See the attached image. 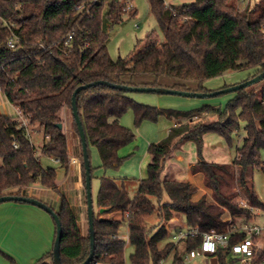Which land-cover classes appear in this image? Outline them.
<instances>
[{
	"label": "trees",
	"instance_id": "trees-1",
	"mask_svg": "<svg viewBox=\"0 0 264 264\" xmlns=\"http://www.w3.org/2000/svg\"><path fill=\"white\" fill-rule=\"evenodd\" d=\"M91 1L0 0L1 92L9 103L28 114L31 125L43 133L40 154L57 164L43 166L24 128L12 116L0 113V196L12 188L22 195L30 186L58 193L63 264H79L89 253L88 231L86 235L81 232L73 206L57 189V168L67 170L69 155L66 134L56 124L63 123L61 110L66 108L78 136L71 110V95L77 86L103 79L131 86L208 92L211 90L202 86L208 78L251 68L248 79L264 69L261 28L264 4L256 12L257 7H251L250 0L243 6L237 0H192L171 10L161 0H147L163 40L150 31L127 57L113 59L107 51L108 33L103 23L107 21L111 27L121 20L124 12L120 1L109 0L106 8L103 1L94 4ZM68 32H72V38L66 42ZM12 33L17 41L10 48L7 41ZM261 82L258 91L243 88L229 92L231 97L224 107L203 105L185 111L162 110L139 103L129 92L102 84L76 94L91 163V184L93 179H98L92 197L95 247L90 264L96 260L103 264H125L124 245L120 239L112 238L119 234L123 223L127 226L128 242L134 248L131 264H162L171 250H174L171 264H186L183 254L199 246L203 232H224L233 224L253 219V212L240 205L239 197L247 199L250 206L264 210L252 182L254 168H260L264 174V160L260 156L264 149V79ZM228 85L231 84L222 87ZM128 110L133 113L135 126L144 120L156 122L164 113L196 116L172 128L161 141L148 145L150 160L133 195L123 180L117 182L94 174L97 168L103 172L116 170L128 157L121 155L120 150L133 142L135 133L118 121ZM206 114L214 115L213 119L205 120ZM239 120L245 122L244 136L233 160H205L204 134L217 133L230 143ZM185 141L195 143L197 160L191 171L202 174L212 201L205 195L193 200L196 188L190 181L162 175L172 148ZM92 148L96 150L98 166L92 163ZM79 160L84 186L81 154ZM164 196L166 201H162ZM152 198L157 200V207ZM95 208H104V214L119 212L120 216L99 219ZM154 212L159 223L151 232L147 219ZM226 212L229 218L225 220ZM174 216L186 227L197 228L198 234L174 242L164 224ZM244 235L236 230L230 234L229 245ZM229 253V246H218L211 256L217 264H230ZM34 264H53L51 250Z\"/></svg>",
	"mask_w": 264,
	"mask_h": 264
},
{
	"label": "crops",
	"instance_id": "crops-1",
	"mask_svg": "<svg viewBox=\"0 0 264 264\" xmlns=\"http://www.w3.org/2000/svg\"><path fill=\"white\" fill-rule=\"evenodd\" d=\"M133 11L136 12L135 7ZM2 95L4 96L3 93ZM4 98L6 99L5 96ZM145 98L146 99H143V102H148V104L153 103V101L150 100V97L146 96ZM139 99L141 100L140 97H137V100ZM179 101L182 100H177L168 96L166 98L158 96L157 107L162 110H183L175 108L176 102ZM182 103L185 104V102ZM195 106V104L192 105L191 109L196 108ZM61 115L63 118L62 128L66 134L67 140L69 164L67 170L64 171L63 178L58 180L57 189L66 196L69 203L73 206L77 215L78 225L81 227L82 223L87 219V216L85 189L82 183L81 168L78 159L79 157L75 150L77 141L73 135V131L69 127L70 119L66 108L61 110ZM127 115L129 116H125V120L123 119L124 123L133 124V113ZM189 118L195 119L196 116H169L164 113L159 116L156 122L149 120L142 121L138 126H136L138 132L137 134H139V140L138 145H136L137 151L135 154L123 162L119 168V171L107 170L105 172H101V169H95L94 174L96 176L104 175L105 177L112 178L117 182L123 180L126 187L132 192H130V194L133 195L136 187L131 186L133 182L127 181L128 179L125 177L130 178L135 175V177L138 178L137 183H139L140 179L145 176V168L150 160V156L147 151L148 145L161 141L168 135L172 128L186 124ZM121 119L119 117L118 121L122 122ZM204 119L212 120L213 115L206 114ZM40 132L41 131L38 129V132L34 134V137H32L31 140L32 142H37L38 148H40L42 141L45 138L44 136L41 137ZM67 135H69L70 139L67 137ZM209 144L210 140L205 138L202 151L203 153L204 150H208L209 147H212ZM218 149L219 148L215 147L211 151L214 153L217 152ZM94 152L95 154L93 153V160L95 159V161H97L94 166H98L99 160L96 151ZM196 160L197 154L195 143L193 141L182 142L179 146L172 148L170 156L164 163L162 175H171V177L174 178L190 181L196 188L192 195L193 200H197L202 195H205L207 200L212 201L213 199L211 197V191L206 186H204L202 174L200 172L193 173L191 171V166L196 162ZM205 160L214 161L215 159L208 158ZM232 160L233 159L227 162H231ZM24 191H28V193L26 194ZM16 192L17 189L12 188L5 194H17ZM22 195L32 196L45 202L55 212H57L59 208V196L58 193L53 190L38 186H30L23 190ZM93 196L94 195L92 194V197ZM98 210V216L101 217L100 214L102 212H100V209ZM106 214L109 216L118 214V217L120 216V213L118 212H108ZM225 214L228 215L227 212ZM179 224L182 227L185 226L183 222ZM181 226H178L179 228L177 226L175 227L180 229ZM165 227H167L172 238V235L176 232L175 228H169L167 225ZM54 237V220L51 215L42 208L17 200L4 201L0 203V264H10L11 261L13 264H34L37 260L46 256L47 253L52 249ZM230 253L232 252L230 251ZM236 256H238L239 262L241 264L240 256ZM204 258L207 264H217L216 259L211 255Z\"/></svg>",
	"mask_w": 264,
	"mask_h": 264
},
{
	"label": "rangeland",
	"instance_id": "rangeland-1",
	"mask_svg": "<svg viewBox=\"0 0 264 264\" xmlns=\"http://www.w3.org/2000/svg\"><path fill=\"white\" fill-rule=\"evenodd\" d=\"M130 1L136 9L135 13H132V12L122 13L121 20L117 23H114L111 27L108 26L107 21H104L103 23V26L107 30V33H108V38L106 41L107 51L109 55L111 56V58L113 59H117L118 57H122V58L127 57L130 54V52L134 49L136 43L139 40L140 41L144 40L146 34L149 33L150 31H153L160 41L163 40V33L155 19L154 14L152 13V11L150 10L148 6V1L147 0H130ZM169 1L172 4H180L183 1H191V0H169ZM262 4H264V0H250V6L257 7L256 12H259L260 10L259 7L262 6ZM250 74H252L251 68L229 71L220 76H215V77H211V78L204 80L202 82V86L208 90L213 91V90L222 88V86L225 84H233V83L235 84V83L241 82L242 80H245ZM261 86H262V82L259 81V82H256V83H253L247 86L246 89L248 91H258L261 88ZM128 94L137 102L144 103V104L145 103L148 104V102H143V99H146L145 97L148 96L150 97V100L153 101V103H149L148 105L155 106V107H157L158 96L162 98H166L168 96L171 98H175L177 100L179 99L182 101L176 102L175 108H179L183 110H190L192 108L191 106L194 104L196 105L195 106L196 108L201 107L203 105H209L210 107H224L227 100L231 97L230 93H220V94L210 96V97H188V96H181V95H175V94H159L155 92H129ZM137 97L138 98L140 97L141 100L140 99L137 100ZM182 102H185V104H183ZM0 113L10 115V116H14V113H15L14 107L4 98L1 92H0ZM127 114H132L131 110L126 111L122 115V119L120 117V119L122 120V122L120 123L126 127L131 128L134 131L135 139L133 140L132 143L126 145L120 150L121 155H128L126 160L132 157L137 151L136 145H138V140H139L138 138L139 134H137L138 133L137 127L134 125L133 118H132L133 124H130V123L125 124L123 121V119L126 118L125 116H129ZM244 125H245V122L243 120H239L238 128L231 133L230 143L224 140L217 133L208 132L204 134V136L205 135L206 136L205 137L203 136L204 137L203 144H204L205 138H207L210 140L209 145L212 146V147H209L208 150H204V153L202 152L204 159L211 158V159H215L214 161L216 162H227L233 159L236 153V148L238 147V145H240L242 138L244 136ZM69 127L73 131V135L77 141L75 150H76V153L78 154V157H80L81 149H80V143H79L78 136L76 132L73 130L71 123ZM40 135L42 137L43 133L40 132ZM32 137H34V135ZM67 137L70 139L69 135H67ZM32 143L35 146L37 154L40 156L41 163L43 164V166H54V167L57 166L56 162H54L53 159H50L40 154V148H38L37 142H32ZM215 147L219 149L217 152L213 153L211 150ZM94 151L96 150L92 148L91 152H92L93 165L97 163L95 159L93 160L94 158L93 153L95 154ZM260 156H261V159L264 160V149H261ZM119 168L116 170L119 171ZM97 169H101V168H97ZM101 172H103L102 169H101ZM63 174H64V171L60 168H57L58 180L63 178L64 176ZM165 177H171V175H165ZM125 178L128 179L127 181L133 182L131 186H134L137 188L138 178L135 177V175H133L130 178L128 177H125ZM252 182H253L255 194L258 200L264 205V174L260 168L253 169ZM91 187H92L91 188L92 193L94 195V193L96 192L98 188L97 179L92 180ZM24 193L27 194L28 191H24ZM166 200L167 199L164 196L162 201H166ZM239 200H240V197H239ZM152 201L155 207H157L158 206L157 200L155 198H152ZM95 211L98 212L99 210L95 208ZM252 212L254 216H253V219L249 222L251 224H256V225L263 224L264 223V210L254 209ZM100 216L103 217V216H109V215L101 213ZM113 216L118 217V214H114ZM228 218H229V215L227 214L223 215V219L226 220ZM158 223H159V219L156 213L154 212L147 219V225L150 228L151 232H154L157 229ZM179 223H181V221L176 216H174L168 221H166L164 224L165 226L167 225L169 228L174 227L175 230H177L179 228L178 226H181ZM241 223H237V224L240 225ZM175 226H177L178 228H176ZM80 230L84 235L87 234L86 220L85 222L82 223ZM118 233H119L118 239H120L124 245L125 264H131L130 254L133 252L134 248L132 245L129 244L128 239H127L128 230H127L126 223H123L121 225ZM185 255L186 254H183V258L186 264H207L205 258L202 257L200 254H197L196 257L194 258H185ZM173 256H174V250H171L167 254V256L163 259L162 264H171ZM227 258L228 260L231 261L230 264H240L238 256L233 255L232 253H229ZM253 264H261V263L260 261H257Z\"/></svg>",
	"mask_w": 264,
	"mask_h": 264
},
{
	"label": "water",
	"instance_id": "water-1",
	"mask_svg": "<svg viewBox=\"0 0 264 264\" xmlns=\"http://www.w3.org/2000/svg\"><path fill=\"white\" fill-rule=\"evenodd\" d=\"M264 79V69L257 73L256 75L245 79L241 82L231 84L217 90L213 91H188V90H178L168 87H153V86H131L127 84H118L113 83L107 80L98 79L91 82H86L77 86L72 95H71V110H72V118L76 124L78 138L81 148V156L82 162L84 166V189H85V202H86V214H87V231H88V238H89V253L86 258L81 261L79 264H90L94 255V247H95V232H94V214H93V198H92V190H91V163L88 155L87 150V141L85 137L84 128L78 113L77 103H76V94L85 88L96 86L99 84L116 88L119 90L127 91V92H155L159 94H175L181 96H188V97H210L220 93H229L234 92L238 89L246 88L247 86L259 82ZM57 127L61 128L62 123H57ZM23 201L30 203L32 205L38 206L48 212L54 220L55 223V237L51 249V257L53 264H63L60 257V241L62 237V227L57 212H55L49 205L45 202L32 197V196H25V195H17V194H3L0 196V203L4 201ZM104 208H100V212H104ZM99 219H103V217H99Z\"/></svg>",
	"mask_w": 264,
	"mask_h": 264
},
{
	"label": "built area",
	"instance_id": "built-area-1",
	"mask_svg": "<svg viewBox=\"0 0 264 264\" xmlns=\"http://www.w3.org/2000/svg\"><path fill=\"white\" fill-rule=\"evenodd\" d=\"M104 2V7H107V2L109 0H92L91 3H98ZM192 1V0H191ZM191 1H183L180 4L188 3ZM249 0H237L239 6L245 5ZM161 3L164 7H167L173 10L174 6L180 4H172L169 0H161ZM121 9L122 12H130L134 9L130 0H121ZM77 8L79 6H76ZM262 33L264 38V21L262 23ZM72 38V32H68L65 36L66 42H68ZM17 37L15 34H11L8 38L7 45L10 48H13L16 44ZM1 84H0V92H1ZM11 104V103H10ZM15 113L12 118L18 122V125L25 130V134L28 136L30 140L31 137L38 132V127L31 125L30 117L28 114L24 113L21 109L17 106H14ZM240 205L248 208L250 211H253L254 208L248 204L247 199L241 198L239 201ZM128 214V212L126 213ZM243 231L245 235L238 241L229 245V237L235 231ZM198 230L197 228H189L183 226L178 231H176L172 235V240L177 242L181 238H185L189 235H197ZM112 238H119V234L112 235ZM218 246H229L230 251L233 254L239 255L241 258V264H253L257 261H260L261 264H264V256L262 253L264 252V223L260 225L251 224L250 222L242 221L240 225L233 224L231 228L227 229L224 232H217V231H209L203 232L201 234V241L197 248L191 250L189 253L185 255V258H194L197 254H200L203 257H207L213 255ZM93 264H103L99 261H94Z\"/></svg>",
	"mask_w": 264,
	"mask_h": 264
}]
</instances>
